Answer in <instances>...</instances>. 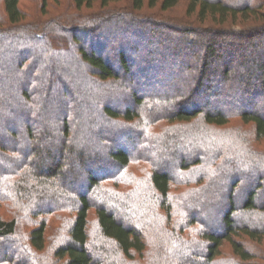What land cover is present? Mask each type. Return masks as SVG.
Returning a JSON list of instances; mask_svg holds the SVG:
<instances>
[{
  "label": "trees",
  "instance_id": "1",
  "mask_svg": "<svg viewBox=\"0 0 264 264\" xmlns=\"http://www.w3.org/2000/svg\"><path fill=\"white\" fill-rule=\"evenodd\" d=\"M56 1L0 0V264H219L227 247L264 264V0H190L185 15L182 0H71L48 17ZM56 55L88 65L106 126L76 116L73 75L40 68Z\"/></svg>",
  "mask_w": 264,
  "mask_h": 264
},
{
  "label": "rangeland",
  "instance_id": "2",
  "mask_svg": "<svg viewBox=\"0 0 264 264\" xmlns=\"http://www.w3.org/2000/svg\"><path fill=\"white\" fill-rule=\"evenodd\" d=\"M129 0H123V2H121L119 5H126L127 4V2H128ZM189 1L190 0H182L181 1V3H180V5L177 7V8H175L171 13H173V14H176V15H185L186 14V12H187V7H188V4H189ZM71 3V0H60V1H56V2H51V11H50V14L48 15V17L50 16V15H56L57 13L56 12H58V10L57 9H59V10H61V11H63L65 8H66V6H68L69 4ZM31 6V7H30ZM29 12H34V8L35 7H37V5L35 6V5H32V3H27V5H25L24 6ZM100 9V4L97 2L96 4H95V10H99ZM94 10H89V9H84L83 10V12H81V13H83V14H90V13H92ZM144 12H147V13H156L157 11H159V6H158V8H155V9H149L147 6L144 8V10H143ZM0 13H2V11H1V5H0ZM73 14H74V12H73ZM38 14L36 13V16H37ZM46 17V16H45ZM193 17H197V16H193ZM26 21H33V19L31 18V17H28L27 16V18H26ZM249 24V23H248ZM247 23L246 24H243L242 22H241V20H238V22H237V24H233V23H231L230 21L228 22V23H226L224 26H227V27H231V28H233V29H236V30H240V29H244V28H246V26H250V25H248ZM203 25L206 27V26H214V24H212V23H210V22H206V23H203ZM113 27H111V26H105L104 28H103V30L102 29H100V31H98L99 32V34H100V36H107V37H110V38H113V36H116V32H114L113 30ZM128 31V30H127ZM130 32V31H129ZM88 33V34H87ZM89 34H91V33H89V31H85L83 34H79V36H81V39H82V41H83V43H85V42H88V43H90L88 40H86L83 36H90ZM93 34V33H92ZM92 36H96V35H92ZM88 43H87V45H88ZM145 43V42H144ZM143 42H142V44H140L139 46H140V48L142 49V58H143V60L141 59V61H143L144 62V59H146L148 56H150L148 53H147V50L148 49H145L146 48V44H144ZM86 44V43H85ZM136 44H134V45H132V46H134V47H138L137 45L135 46ZM74 47H76V45H73V48ZM124 48H126V46L124 47ZM160 48H161V46H160ZM109 49H116V51H114V53L115 52H118L119 51V49H121V48H118V47H115V45L114 44H112L111 46H110V48ZM231 50H232V48H231ZM152 52H153V50H152ZM24 53V51H21V54H23ZM154 53H155V55H156V58H158V59H162V60H166L165 61V64H166V72H171V69H173L174 68V62L173 63H171L172 61H174L175 59L173 58L174 56L171 54V52L169 51H166V50H164V49H159V52H155L154 51ZM146 56H145V55ZM154 55V54H153ZM145 56V57H144ZM190 57V55H188V58ZM9 58H10V56H8L7 57V55H2L1 57H0V64H2V65H5V64H7V62H8V60H9ZM14 58V60H16L15 58H17L16 57V55H15V57H13ZM66 57H64V56H62V55H56V56H48V58L45 60V61H41L40 62V68H42V69H46V71H47V69L51 66V63H53V61L55 62L53 65L57 68V70H55V71H59V72H65V73H69V74H71V75H73V77H74V80L70 83V85H71V87L73 88L72 90H71V92H72V95H73V97H81V100H80V109H79V111H77V113H76V116L77 117H85V114L84 113H86V116L88 117V118H90V117H94V119L98 122V121H100V125H101V127H103V126H106V123L105 122H102L103 121V119L98 115L99 113H98V111H97V109H98V105L99 104H92L91 102V99L94 97V94H99V91L97 90V88H95V86L94 85H92V84H90V83H85L84 85H83V83H81V81L83 80V76L84 75H86L87 74V69L89 68L88 67V65L86 64V65H84L83 67L81 66H79V65H77L76 63H74L75 61L73 60V59H71V58H66ZM198 57L196 56V58L193 56H191L190 58H189V60L188 61H191V63H193L192 65H194L195 67V69L194 70H196V65H195V63H196V59H197ZM12 59V58H11ZM186 60H187V58H186ZM65 61V62H64ZM140 61V60H139ZM195 62V63H194ZM134 64L135 65H137L136 64V61L134 62ZM145 64H147L146 62H145ZM6 67H13L12 65H5ZM138 66V65H137ZM221 63L219 62V63H215L214 64V68H217V69H219L220 71H221ZM54 71V72H55ZM179 71L177 70V73H178ZM177 73H175L176 75H177ZM59 74V73H58ZM45 75H47V73H45ZM45 75H44V77L42 78V81L41 82H43L44 84H46V80L48 79V78H50V77H52V75L50 76V77H48V78H45ZM188 76V75H187ZM0 77H1V79H3V75L2 74H0ZM213 78H215L214 76H212ZM3 81H4V79H3ZM2 81V82H3ZM185 82L183 83V85L182 86H180V87H178L177 88V90L179 91H182V90H188L189 89V87H190V85H191V83H193L194 81H196V80H194V78H191V77H186V79L184 80ZM77 86V87H76ZM173 88H174V86H173ZM1 90H9V87L6 85V84H2L1 85ZM19 90V89H18ZM62 90H60V92H61ZM115 93H112V94H108L110 97H111V100H112V102L113 103H115L116 101H118L121 97H120V95L119 94H117V92L116 91H114ZM128 93H130V92H128ZM93 96V97H92ZM85 99V100H84ZM38 101H39V99H38ZM88 104H90V106H88ZM127 104V103H126ZM129 106H132V102H130L129 103ZM122 108L123 107H126V105L125 106H121ZM88 113V114H87ZM1 114V113H0ZM90 114V115H89ZM42 120H40V127L39 128H43V129H49V130H51V131H54L55 132V130H56V127H49V126H47L46 124H44V123H42L41 122ZM1 126V125H0ZM102 129V128H101ZM21 149L22 150H25V149H28V148H25L24 147V145H22L21 144ZM262 147H264V143H262ZM249 148V147H248ZM251 149V148H250ZM250 149H249V151H250ZM180 154L182 155V154H187V152L185 151V149H182V148H180ZM169 164V163H168ZM238 170H241V168L239 169L238 168ZM254 179V178H253ZM255 181V180H254ZM264 190V189H263ZM263 190H262V192H263ZM237 201H238V199H237ZM238 220H240V221H246V219H243L242 217H238ZM54 227H57V226H54ZM229 247H227L226 249H225V252H224V256H223V258H221L219 261H218V263L219 264H231L230 263V260H235V258L231 255V253L229 252ZM229 260V261H228Z\"/></svg>",
  "mask_w": 264,
  "mask_h": 264
}]
</instances>
